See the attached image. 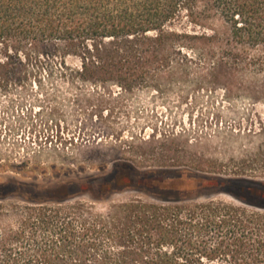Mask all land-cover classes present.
Returning <instances> with one entry per match:
<instances>
[{
    "label": "trees",
    "instance_id": "1",
    "mask_svg": "<svg viewBox=\"0 0 264 264\" xmlns=\"http://www.w3.org/2000/svg\"><path fill=\"white\" fill-rule=\"evenodd\" d=\"M33 62L71 83L133 92L192 79L264 101V0H0V91L38 73ZM247 163L208 179L232 186L242 206L157 189L154 202L100 213L76 195L40 196L81 184L22 185L26 204L0 227V264H264V183L250 176L264 171V146Z\"/></svg>",
    "mask_w": 264,
    "mask_h": 264
},
{
    "label": "rangeland",
    "instance_id": "2",
    "mask_svg": "<svg viewBox=\"0 0 264 264\" xmlns=\"http://www.w3.org/2000/svg\"><path fill=\"white\" fill-rule=\"evenodd\" d=\"M37 65L26 63L39 72L0 91L1 228L13 224L9 209L26 204L20 196L30 189L22 185L53 191L81 184L40 196L76 195L100 213L130 200L154 202L157 189L242 206L227 193L235 194L232 186L208 179L234 178L215 171L248 166L264 146V101L226 98L221 85L192 79L125 92L47 77ZM122 163L158 175L138 177ZM253 168L250 176L264 183V171Z\"/></svg>",
    "mask_w": 264,
    "mask_h": 264
}]
</instances>
